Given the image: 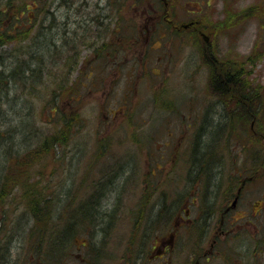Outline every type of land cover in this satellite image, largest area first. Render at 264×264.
I'll return each mask as SVG.
<instances>
[{"label":"rangeland","instance_id":"1","mask_svg":"<svg viewBox=\"0 0 264 264\" xmlns=\"http://www.w3.org/2000/svg\"><path fill=\"white\" fill-rule=\"evenodd\" d=\"M116 2L83 0L69 14L67 20L74 34L70 37L73 43L70 41V53L67 54L72 53V58L58 63L59 77L74 80L71 89L63 92L65 96L61 98L62 116H68L63 117L65 145L57 146L56 152L54 148L44 153V150L37 151L35 160L40 161L42 154L44 165L34 163L27 170L14 169L18 185L14 188L11 184V193L0 201V264L33 262L29 258L20 262L21 258H17L22 252L19 241L28 247L24 231L29 222L22 217L25 202L35 189H43L46 195L54 189L58 193L66 190L70 175H77L76 187L78 184L84 186L77 192L81 200L87 199L101 180L106 184L110 178L111 181L110 188L102 187L94 195L91 203L96 205L88 209V214L78 218L72 254L67 255L69 259L63 264H94L92 255L97 259L95 264H193L196 251L201 253L198 249L208 250L207 256L200 258L208 257L207 262L201 260L205 264H228L226 260L229 264H264V136L256 139L263 132L260 120L243 114L244 118L237 124L240 138H244L245 130H248L249 139L257 140L262 154L260 160H253L250 152L238 156L239 140L234 144L223 142L225 152L217 149L222 158L211 151L222 165L219 175L210 178L202 176L201 169L196 174L190 154L191 137L199 124L207 123L206 133L199 141L204 144L208 139L207 130L222 125L223 121L215 117L224 111L218 95L213 92L215 87L209 85L211 65L203 61V54L194 43L199 25L192 26V21L198 23V17L202 16L210 20L204 22L201 30L210 28L213 32L208 37L214 52L231 56L232 62L239 60L246 69L248 81L240 88V93L251 89L252 94H261L264 90V0H123L122 7L118 5L111 10ZM104 5L108 8L109 18L103 17L105 11L101 8ZM228 14L235 20L249 16L245 22L236 20L233 26H222L215 33L216 22H225ZM114 18L118 21L117 32L105 34L106 28L113 29ZM255 39L263 49L258 51L257 58L259 46ZM11 45L4 44L0 52L9 50ZM251 49H254L253 58H247ZM231 64L222 63L221 67L228 70L235 65ZM44 69L50 73L52 65L48 63ZM62 69L70 72L66 70L65 73ZM216 70L226 74L217 66ZM90 72L93 77L89 76ZM32 76L36 77V72ZM37 78L33 79L31 87L23 86L21 94L12 88L3 91L0 98L2 106L15 95L24 97L13 104L19 114L14 122H8L16 124L14 127L18 132L14 143L22 141L23 146L38 143L43 134L53 132L56 126L55 118L49 124L47 122L54 111L52 100L48 103V100L40 99L38 94L42 90H38ZM80 80L84 84L78 88ZM77 91L82 95L78 100L75 99ZM261 96L264 99V94ZM164 100H176L178 111L162 109L166 107ZM234 102H225V109H235ZM3 106L0 108V125L15 115L13 110L9 112ZM69 123H75L74 128H69ZM83 143V150L74 149L76 144ZM75 157H79L78 160ZM130 159L135 160L131 166L135 171L132 180L126 179L123 172L124 168L128 169ZM180 161L185 167L180 166ZM244 177L248 179L245 178L243 183ZM144 182H155V189L167 184L169 187L151 195ZM238 187H241L239 203L227 215L229 220L225 218L226 232L222 234L217 231L219 225L214 226L207 231L201 245L195 243L197 247L188 242L189 230L185 225L174 231L182 240L171 237L175 215L181 213L179 208L172 209L163 219L147 217L150 212L166 213L159 210V204L163 199H174L172 195L180 189H186L196 199L188 206L191 218L213 203H221L216 208L222 213L226 199H229L227 203L232 199V195L225 196L223 192L233 190L234 195ZM206 189L211 190L210 193ZM220 217L219 213L214 217L215 225V219ZM21 218L23 220L18 222ZM138 218L140 225L136 223ZM193 232L198 237L195 229ZM215 234L217 241L212 242ZM229 241L236 246L230 248ZM256 243L259 245L252 250ZM239 248L242 254L235 251ZM2 251H5L4 255ZM248 257L251 260L246 263L243 259Z\"/></svg>","mask_w":264,"mask_h":264},{"label":"trees","instance_id":"2","mask_svg":"<svg viewBox=\"0 0 264 264\" xmlns=\"http://www.w3.org/2000/svg\"><path fill=\"white\" fill-rule=\"evenodd\" d=\"M106 5H104L101 9H104L105 11V15L103 14V17L109 18L110 15L107 10L108 5ZM51 8H53L52 0H0V47L7 43L12 44L9 50L0 52L2 54H5V58L0 59V98H2L3 91H10L9 89L11 88L21 94L24 87H31L32 83L34 82L33 79L38 77L36 79L39 80L37 84L38 90H42V93L38 94V96L40 97V99L44 98L45 100H48V103L50 100H52L51 105L53 106V109L55 111H53L50 119L47 120V122L49 124V121L52 118L54 121L55 118L56 125L54 126V131H51L50 133L46 132L45 134H43V137H41V140L38 143L22 146L23 142L21 141L22 143H19L18 151V146H16L17 143H14V141L9 142V140H11L12 138L11 135L13 136V134H16V132H18L14 127L16 124L12 125V123L8 122H14L13 120H15L16 114H19V110L17 108H15V110L13 104L15 102H19L21 98L24 97L15 95L14 98L10 99L11 101L6 100L2 104V106H0V108H2L4 107L3 105H5V108L9 112L13 110L15 114L12 115L10 120L5 121L0 125V201L3 198L5 199L11 193V184L14 188L18 185V180L14 179L15 168L21 167V169L27 170L31 168L34 163H41L44 165L45 161H43V158L45 157H43L41 153L40 161L35 160L37 151L41 152L42 150H44V153L45 151H49V149L51 150L54 148L56 152L58 150L57 146H60L62 144L65 145L66 140L64 138L65 134L63 127V117L64 119H66L68 116H62L61 98L62 96H65L63 92H68L71 89L70 85H72L74 80L72 81L70 77L65 80L59 77L58 63H60L61 61H71L70 59L72 58V53H67H70L68 47H70L69 45L70 41H72V38H68V36H66V31L70 28L68 20H62L61 18L59 22H62V27L64 28L59 31L55 30L54 26L48 24L51 17L53 16V9ZM227 16L228 19H225V22H216L218 23L217 25L219 29L222 26H233L234 23H236L237 19L235 20L234 18L230 17L229 14ZM96 17H98V15H96ZM247 17H245V19H247ZM245 19L243 18L241 22H245ZM204 20L208 22V19L204 18V16H202V19L200 18L199 21L203 23L205 22ZM239 20H237V22H239ZM117 23V19L114 18L111 23L113 29L110 30L109 28H106L104 33L110 34V32L113 33L114 30L115 32H117ZM193 40L194 43H196L197 39L194 38ZM254 42L256 46H259V49L256 51L257 53L255 55L257 58V56H259L258 51L261 52L263 49L261 48V45L258 43L257 39H255ZM72 43L73 41L71 42V44ZM60 46L62 47V51L60 50ZM254 49H251L249 51L250 53L248 54L247 58H253L251 54L253 53ZM199 50L203 55L205 52H214V50L211 51V48L207 44H205L203 48H199ZM233 59L234 58L229 55L224 56L218 54L215 56V58L213 59V65H211V71H208V76L210 79L209 85L215 87L216 90L221 89L222 91H224L226 89V91H230L240 100L241 108H243V103H249L250 100H253V103L257 105V107H259L260 111L253 113V111L249 108H243L242 112H248L252 116V118L260 120L262 129L261 132H263L262 134L256 136V139L262 138L264 136V99L261 95L264 94V90L261 91L262 93L260 92L261 94L256 93L255 95H251V92L244 93L243 90L242 93H240V88L244 87L245 82L241 80L240 82L238 81V83H234L232 81V78H234V76L230 75V72L227 71V69L223 68V66L221 67L222 63L227 62L230 63V65H232L231 63H234L242 67V64L238 63L239 60H234V62H232ZM204 60L205 58L203 56V61ZM205 61L208 63L207 60ZM247 61L249 62L248 59ZM215 62H217L218 64H215ZM34 63L36 64V66ZM48 63L52 65V70L50 71V73L44 71V68ZM216 66L225 70L226 74L223 75L221 72L217 70L215 71ZM62 70L65 73H67V71L68 73L70 72V70L67 69ZM33 72H36V77L32 76ZM16 80L18 83L21 82V85L13 82ZM84 80L86 79H83V81ZM91 83H93V81H91ZM83 84L84 83L80 80L78 83V88H81ZM262 87L264 88L263 85ZM76 93L77 94H75V99L78 100L81 94H79V91H77ZM30 95L32 96V93ZM26 96H28V94H26ZM233 105H235V102ZM74 121L75 119L72 120V122ZM47 122L43 121V123L45 124ZM74 125L75 123H69L67 126L69 128H74ZM27 127H29L28 124ZM27 127L26 129H28ZM201 129L204 128L202 127ZM245 133L244 138L249 139L248 130H245ZM36 134L39 137V133ZM13 145L14 148H12ZM201 170L203 173L204 169ZM204 175L206 176V172L205 174H202V176ZM18 190L20 189H17V191ZM68 190L69 188H66V190L62 189L58 193L57 190L54 189L53 192L48 195L43 194V189L41 191H36L35 189L30 192L25 202V210L27 212V215L31 214L32 212L31 204L27 205V203L29 199H33V195L35 196V198L42 197L44 198V200L50 202L51 199L52 201H56L59 196H62L64 194V200H59L57 214L49 215L47 217L50 218L52 216H56V218L52 217V219L62 225H60L58 228H52L51 230L46 231V228L40 226L41 222H43L42 220H45L43 219V217L35 218L34 216L32 221H28L29 223L24 231V235L26 236L25 243L28 244V247H26L24 243L19 241L22 252L18 255L17 258H21L20 262H23L28 258L33 259V262L31 264H63L68 261L69 256L67 257V255L72 254L71 247L73 246V235H76L73 233L78 218L84 216V214H88V209L96 205V203H91V201L95 199L94 195L92 194H90L87 199H82L80 202L73 204ZM99 199L100 196L98 198V202ZM71 204L74 206H71ZM115 205L119 206L117 202H115ZM159 210L162 211L161 208ZM31 215H33V212ZM18 222H21V219ZM59 238H62L61 241L63 242V248H61V250L60 248L57 249L55 247L56 239ZM104 238L106 239L105 236ZM258 245L259 243L253 245L252 250L255 249ZM24 248L26 249V251L24 250ZM103 249L104 248H102V250ZM90 258L91 262H94L95 264V262L97 261L96 257L92 255ZM243 260L245 262L247 261L246 263H248L251 258L248 257L246 258V260ZM226 262L229 264L227 260Z\"/></svg>","mask_w":264,"mask_h":264},{"label":"bare ground","instance_id":"3","mask_svg":"<svg viewBox=\"0 0 264 264\" xmlns=\"http://www.w3.org/2000/svg\"><path fill=\"white\" fill-rule=\"evenodd\" d=\"M82 1L83 0H52L53 8H51V9H53V16L51 17L50 22L48 24L51 26H54L55 30H58V31L62 30L64 27H62V22L61 23L59 22L61 20V18L67 20L69 18V14L72 12V10L76 7V5L78 3L82 2ZM118 5L120 7H122V5H124L123 0H117L116 4L113 5V7H110L111 10H113ZM72 26H74V24H72ZM75 28H77V27H75ZM71 30L72 29L69 28L66 31V36H68V38H70L71 35L74 34V32H71ZM216 55H218V54H216V52H205L203 56H204L205 60H207L208 63H210L209 65H213V62H214L213 59L215 58ZM1 58H5V54L0 53V59ZM216 63L217 62H215V64ZM220 64H221V62H220ZM223 68H224V66H223ZM227 71L230 72V75L234 76V78H232V81L234 83H238V81L240 82L241 80H243L245 83H246V81H248L246 78V74H245L246 69L240 67V65L235 64L234 66H230V68ZM149 72L151 73V71H149ZM16 83H18L17 80H16ZM18 84L21 85V82ZM8 88H11V87H8ZM9 90L11 91L12 88ZM234 91H235V89H234ZM213 92L216 95H218L217 98H218L219 104L224 109L223 114H218L215 117L216 120L219 117V119L223 121L222 125L218 124L216 127L212 126L210 129H208L207 130L208 139H207V141H205V143L203 142L204 144H201V143H199V141L201 140L202 137H204V135L206 133L205 129H206L207 123L202 122L201 124H199L196 132H194L193 136L191 137L192 138L191 144H193V145L191 146L192 149L190 151V154L192 155L191 163L193 166V170H197L196 174H198V173H200V169H204L203 173L206 172V175L210 178L212 175H214V177H215V174L220 173L222 164L219 162L218 158H220V157L222 158L223 155L221 153H218L217 149H220V151L222 152L223 142H226L228 144H230L232 142V144H234L235 141L239 140L241 142H240V145L238 147L239 149H237V151L239 150L237 152L238 156L242 152H250L249 154H251V158H253V160H255V161L260 160L262 158L261 157L262 154L260 152V149H259V147H257V144H256L257 140H255L254 138L252 140L248 139V138H240V135L237 131V128H238L237 124H239V121H241V119L244 118L243 114H249L248 112H242V109L243 108H245V109L249 108L250 110L253 111V113H256V112L260 111L259 107H257V105H255L253 103V100L252 101L250 100L249 103H245V104L243 103L242 104L243 108H241L240 100L238 98H236L235 95H233L230 91H226V89L224 91H222L221 89H217V90L215 89ZM226 92H228V93H226ZM250 92H251V95H255V94H252L251 89L248 90V93H250ZM229 100L235 101V109L229 108V111H227V109H225V104ZM163 104L166 106L165 108H162L164 110H167V109L173 110L174 109V110L178 111V103L176 100H173V101L164 100ZM229 107H231V106L229 105ZM208 109L209 108L207 107L206 108L207 112L209 111ZM201 114L204 116L203 111ZM202 127L204 129H201ZM15 139H16V135L13 134V136H12L11 140H9V142L14 141ZM16 143H17L18 151H19V141H16ZM78 145L80 147H78ZM83 147H85V143H83L81 145L76 144L74 149L78 148V150H80V149L83 150ZM70 149H71V147H70ZM211 151L214 153L216 152L215 154H217L218 158L216 156L212 155ZM223 151H224V149H223ZM75 154L78 155L77 152H75ZM233 154H236V153H233ZM72 158H74V157H72ZM78 158L75 157V160H78ZM128 162H129L128 163V169L124 168L123 172L127 176L126 179H128V177H130V179L132 180V178H134L135 171L132 170L131 166L134 165L135 160L130 159ZM180 166L181 167L184 166L181 161H180ZM174 172L176 173V171H174ZM192 173L193 172H191V174ZM203 173L201 172L200 174L202 175ZM76 177H77V175L76 176L70 175L68 177V182H69V190H68L69 192L68 193L70 194V198H71V201L73 204L81 201V198L79 196H77V192L79 190H82L84 187V186H81L79 184L76 187L75 182H74L76 180ZM245 178H247V177L243 178V183L245 182ZM110 181H111V178L109 179V182ZM109 182L107 181L108 184H106L105 181L101 180V182H99L100 184L95 186V189L93 191H91L90 194H92V195L98 194L99 190L102 187H105L106 189L110 188ZM136 182H139V181H136ZM181 182H184V181L182 180ZM129 183H131V181H129ZM104 184H105V186H103ZM143 184L145 185L146 190H148V191L150 190L149 193L151 195H154L155 192L160 190V189L164 190V189H167V186L169 187V184H167V183H166L167 185H165V187L162 186L159 189H155L156 188L155 182H152V183L144 182ZM205 191L207 193H210L211 190L209 191V189H206ZM218 191H220V190H218ZM223 193L225 196L228 194H232V192H227V193L223 192ZM172 196L174 197V199H171L172 201L169 199H166V200L163 199L164 201L159 204V209L161 208V210L163 212L167 211L166 213H162V214L155 213L154 214V213L150 212L147 214V217L151 218V219H156V217L163 219V218L167 217L168 214H171L172 209L179 208L181 213H179L177 220L175 221V223L172 226V231H173V230H177L178 228H180L181 226L184 225V223H185L184 219L190 214V210L188 209L189 203H190V205L194 204L196 199L194 198V196L190 195L188 193V191H186V189H183V190L180 189L175 194H173ZM60 199H61V201H62V199L64 200V194L62 196H59L56 201L51 200L50 202H48L47 200H44V198H42V197L35 198V196L33 195V199L32 200L29 199L28 203H27V205L31 204V210L33 212V215H31L32 212H31V214L27 215V212L24 208L25 214H24V216L22 215V217L23 218L26 217L25 218L26 222L32 221L34 216H35V218L36 217L37 218L43 217V219H46V220H44L40 224V226L43 228H46L45 229L46 231L47 230L49 231L52 228H58L62 224H60L59 222H55L52 219V217L56 218V216H52L50 218H47V217L49 215H53V214L56 215L57 214V207L59 205ZM213 204L210 205V208H209L210 210L207 212V214H209V215H211V213L213 212V210L215 208V204H214V206H213ZM205 208H208V206H206ZM23 218H21V221L23 220ZM136 223H138V225L141 224L140 218H138ZM72 226H73V224H72ZM61 239L60 238L56 239V242H55V247L57 249L60 248V250H61V248H63V245H62L63 242L61 241ZM229 242H225V244H227ZM230 243H231L230 248H234L236 246V243H233V242H230ZM235 251L239 252L241 254L243 252L241 249L240 250L235 249ZM1 254L4 255L5 251H2Z\"/></svg>","mask_w":264,"mask_h":264},{"label":"flooded vegetation","instance_id":"4","mask_svg":"<svg viewBox=\"0 0 264 264\" xmlns=\"http://www.w3.org/2000/svg\"><path fill=\"white\" fill-rule=\"evenodd\" d=\"M165 25V24H164ZM192 25H197V22H194V21H192ZM89 76H91V77H93V75H92V73L90 72V74H89ZM92 81V80H91ZM243 182V181H242ZM240 191H241V187H238L237 189H236V194H234L233 195V190L231 191L232 192V194H228L227 196H229V195H232V199L230 200V202L229 203H227V200H229V199H226V201L224 202V204H225V206H224V208H223V211H222V213H220L219 212V208L217 209L216 207L217 206H220V204L221 203H216L215 204V208H214V210H213V212L211 213V215H209V214H207V212L210 210L209 208H210V206H209V204L207 205L208 206V208H205L204 210H202L201 211V214L199 215V214H197V217H192L191 218V216H190V214L184 219L185 220V223H184V225H185V229H187V230H189L188 232V236H189V239H188V242L190 243V244H192V246L193 247H197L196 245H195V243H197V244H199V245H201V241L202 240H204V239H206V237H207V231H211L212 230V228L214 227V226H217L218 227V225H219V229L217 230V231H219L220 233H222L223 234V232H226V231H224L225 229H224V225H225V218H227V215H229L230 214V212L231 211H233V209H235L234 207L239 203V193H240ZM220 197V196H219ZM214 200V199H213ZM222 202V201H221ZM190 213H191V211H190ZM219 213V216H220V214H221V217L220 218H218V219H215L216 221H217V224L215 225V222H213V220H214V217L217 215ZM178 216H179V214H177V215H175V218H174V221L173 222H175L176 220H177V218H178ZM228 219V218H227ZM229 220V219H228ZM213 222V223H212ZM196 230L197 232H198V237L197 236H195L194 235V232H193V230ZM178 230V229H177ZM174 231H176V230H173V231H171V237H174V240H177V241H179V240H182V238L180 237V234H178V236H177V234L176 233H174ZM217 237H218V235H214V237L212 238V242H215V241H217ZM170 239V238H169ZM168 239V240H169ZM171 240V239H170ZM181 242V241H180ZM178 243V245L179 244H181V243ZM189 244V245H190ZM183 245H185V244H183ZM165 250V249H164ZM198 250H200L201 251V253L199 254L197 251H196V257H195V259H194V261H193V264H205L203 261L201 262V260H204V261H206L207 262V258H202L201 260H200V258L202 257V255H204V256H207V252H208V250H206V249H204V250H202V249H198ZM194 254V255H195Z\"/></svg>","mask_w":264,"mask_h":264}]
</instances>
